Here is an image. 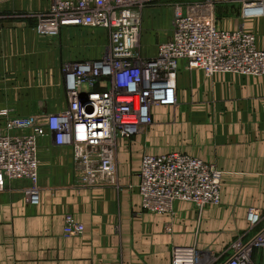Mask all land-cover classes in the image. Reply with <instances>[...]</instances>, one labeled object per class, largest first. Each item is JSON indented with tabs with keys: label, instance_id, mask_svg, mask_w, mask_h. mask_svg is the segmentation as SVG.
I'll list each match as a JSON object with an SVG mask.
<instances>
[{
	"label": "crops",
	"instance_id": "0c3cea01",
	"mask_svg": "<svg viewBox=\"0 0 264 264\" xmlns=\"http://www.w3.org/2000/svg\"><path fill=\"white\" fill-rule=\"evenodd\" d=\"M13 5L18 10L29 5L37 10L48 8L50 0H19ZM36 21L27 27L24 22L13 25L17 31L0 26V72L42 69L35 55L25 61L18 56L22 47L35 51L43 41L54 39L37 34ZM220 23L240 28L243 20ZM243 27L257 34L258 45L264 49V17L245 21ZM92 29L100 36L101 32L108 34L101 28ZM80 53L85 56L88 51ZM183 84L202 90L198 101L189 100L184 108L178 102L153 109L155 130L134 137L130 147L121 146L129 153L121 152L120 188L76 186L71 150L55 146L50 137L41 139L40 204L25 200L21 187L26 181H17L12 190L0 192V264H172L174 246L196 244L200 250L221 252L236 234L248 229L250 207L264 214V75L218 72L208 76L203 70L188 71L181 62L179 100ZM7 90L14 94L12 88ZM12 94L0 97V111L19 113L16 110L27 108L25 115L49 112L43 102L20 101ZM172 151L202 158L223 171L218 206L199 212L193 204L182 201L176 203L175 214L142 208L136 186L144 152ZM69 219L81 225L82 231L69 230Z\"/></svg>",
	"mask_w": 264,
	"mask_h": 264
},
{
	"label": "built area",
	"instance_id": "2783aa9c",
	"mask_svg": "<svg viewBox=\"0 0 264 264\" xmlns=\"http://www.w3.org/2000/svg\"><path fill=\"white\" fill-rule=\"evenodd\" d=\"M149 1L50 0L37 16L35 31L42 37L55 38L67 27H92L107 31L109 42L101 57L66 67L67 107L29 115L0 111V192L26 181L21 187L25 200L40 204V140L46 137L71 150L76 186L120 188L117 152L122 143L148 130L156 106L178 104L181 62L208 76L264 75V49L257 34L243 27L245 21L264 17V0L176 4L173 31L153 56L142 53L140 46L142 12ZM220 3L239 6L240 28L219 24ZM139 178L136 188L148 212L175 214L176 203L182 201L199 212L221 203L222 173L214 164L180 151L144 154ZM247 220L248 229L219 253L196 244L174 246L172 264H264V214L250 207ZM69 221V230L82 231Z\"/></svg>",
	"mask_w": 264,
	"mask_h": 264
},
{
	"label": "rangeland",
	"instance_id": "374dc122",
	"mask_svg": "<svg viewBox=\"0 0 264 264\" xmlns=\"http://www.w3.org/2000/svg\"><path fill=\"white\" fill-rule=\"evenodd\" d=\"M19 0H0V6H8V9H0V26L14 28L17 23L24 22L26 27L36 20L37 16L42 13L46 7L42 9L33 10L29 6L26 9H16L13 4ZM206 0H150L142 12V26H141V52L145 55L153 53L158 46L170 37L173 31L174 24V7L176 4L204 2ZM216 17L218 22L226 23L237 22L240 20L241 13L239 6L235 3H220L216 7ZM221 24V23H220ZM8 25V26H4ZM14 25V26H13ZM94 31V29L83 27L63 28L60 34L50 42L43 41L42 47L36 49L25 48L18 52V56L22 61L35 55L42 69L35 72H0V97L5 93L10 96L12 93L7 88L14 90L16 99L22 101L43 102L49 112H56L67 107V94L65 91V70L66 67L74 62L93 60L96 56L103 55L105 48L109 42V34ZM97 37V38H96ZM40 39L39 37H37ZM98 39V40H97ZM38 45V44H37ZM87 50L88 54L82 56L80 51ZM77 52H79L77 54ZM94 57V58H93ZM52 60V65H51ZM23 64V62H22ZM28 65L29 62H25ZM47 66V68H45ZM45 69H48L47 71ZM188 70V69H187ZM199 70V69H198ZM191 71V70H188ZM186 86V87H185ZM181 86L180 108L186 106L185 102L189 100L198 101V93L202 92L196 85ZM19 115H25L27 108L16 110ZM33 113L35 110L30 109ZM35 113V112H34ZM3 120L0 119V125ZM156 120L148 127L144 133L150 134L151 130H155ZM143 133V134H144ZM131 140L122 143L124 146L130 147ZM146 138L144 137L143 146L146 145ZM133 148H137L134 146ZM125 149V148H124ZM128 154L129 150H118L117 163L118 170L120 168V157ZM146 154V152H144ZM137 158V156H135ZM72 165V164H71ZM222 173L223 171L217 167ZM222 178H221V192H222ZM241 232V231H239ZM239 234H243L242 232ZM238 238L236 234L235 239ZM234 239V240H235ZM230 244V243H229ZM219 253V252H216Z\"/></svg>",
	"mask_w": 264,
	"mask_h": 264
}]
</instances>
